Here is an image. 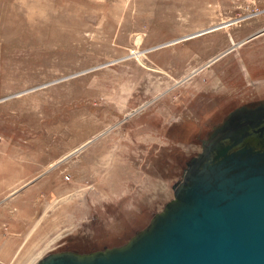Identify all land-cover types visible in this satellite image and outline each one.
I'll list each match as a JSON object with an SVG mask.
<instances>
[{
  "label": "rangeland",
  "instance_id": "obj_1",
  "mask_svg": "<svg viewBox=\"0 0 264 264\" xmlns=\"http://www.w3.org/2000/svg\"><path fill=\"white\" fill-rule=\"evenodd\" d=\"M263 105L264 0H0V264L125 245Z\"/></svg>",
  "mask_w": 264,
  "mask_h": 264
},
{
  "label": "water",
  "instance_id": "obj_2",
  "mask_svg": "<svg viewBox=\"0 0 264 264\" xmlns=\"http://www.w3.org/2000/svg\"><path fill=\"white\" fill-rule=\"evenodd\" d=\"M244 113L125 245L49 254L37 264H264V105Z\"/></svg>",
  "mask_w": 264,
  "mask_h": 264
},
{
  "label": "bare ground",
  "instance_id": "obj_3",
  "mask_svg": "<svg viewBox=\"0 0 264 264\" xmlns=\"http://www.w3.org/2000/svg\"><path fill=\"white\" fill-rule=\"evenodd\" d=\"M207 31V30H206ZM206 31H203V33H205ZM244 114L245 113H243V112H238V113H236L235 115H233V118L230 120V122L229 123H232V122H235L238 118H241L242 116H244ZM228 123V124H229ZM223 132H225V131H223V130H221L219 133H218V135L216 136V138H214L213 140H212V142L213 141H215L218 137H220L222 134H223ZM212 142H210V143H212ZM209 143V144H210Z\"/></svg>",
  "mask_w": 264,
  "mask_h": 264
}]
</instances>
